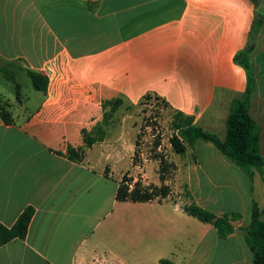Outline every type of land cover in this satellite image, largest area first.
Returning <instances> with one entry per match:
<instances>
[{"label": "crops", "instance_id": "obj_1", "mask_svg": "<svg viewBox=\"0 0 264 264\" xmlns=\"http://www.w3.org/2000/svg\"><path fill=\"white\" fill-rule=\"evenodd\" d=\"M242 52L246 67L235 61ZM0 61L49 78L47 93L22 91L21 103L0 82L13 116L7 124L0 114V223L35 210L26 239L0 247V264H254L239 231L255 206L264 222V168L236 166L210 143L184 155L191 204L240 216L221 239L181 205L117 201L118 182L82 132L106 102L150 95L225 140L233 102L248 96L264 157V95L254 93L264 0H0ZM68 148H85L82 161ZM210 170L226 175V207Z\"/></svg>", "mask_w": 264, "mask_h": 264}, {"label": "trees", "instance_id": "obj_2", "mask_svg": "<svg viewBox=\"0 0 264 264\" xmlns=\"http://www.w3.org/2000/svg\"><path fill=\"white\" fill-rule=\"evenodd\" d=\"M246 55V52L240 53L235 59L236 63L246 67L248 62ZM20 71L27 73L36 91L47 93L49 78L46 75L21 69L15 64H3L0 61V73L7 81L15 84L17 102H22V88L17 82V76ZM164 103L169 107L166 101ZM121 105H123L122 100H117L111 104V112L104 118L106 122ZM8 107L7 104L0 105V114L7 124H12L13 116ZM249 109L248 96L233 102L226 124L225 140H221L217 134L207 132L198 126L193 116L176 111L172 123L174 135L170 140L174 152L178 155H184L187 148L193 149L200 142L210 143L227 161L236 166L264 168V157L260 153V129L251 118ZM82 134L85 148H91L96 143L102 142L106 136L103 126H98L90 132L84 130ZM85 148L77 150L68 148L66 155L71 161H82L85 156ZM161 163L162 171L167 172L168 167L165 161ZM106 177L108 176L106 175ZM162 181L164 182L163 178ZM167 189L164 186L161 190H151V188H142L140 184H135L134 188L131 189L124 180L118 186L116 199L119 202H151L160 196L166 198L168 196ZM184 211L200 222L212 225L221 239H226L235 232L233 223L240 218L238 214L218 216L195 204L185 206ZM34 214L35 210L29 207L22 213L13 227L7 228L0 223V247L16 239L25 240ZM260 217V210L255 206L250 225L239 231L253 253L254 264H264V222L261 221ZM160 264H173V262L171 260H162Z\"/></svg>", "mask_w": 264, "mask_h": 264}, {"label": "rangeland", "instance_id": "obj_3", "mask_svg": "<svg viewBox=\"0 0 264 264\" xmlns=\"http://www.w3.org/2000/svg\"><path fill=\"white\" fill-rule=\"evenodd\" d=\"M0 82L6 92H15L14 83L3 77ZM17 82L22 86L24 95L28 96L33 91L28 75L19 74ZM255 87L254 93L258 91L264 95V77L260 78ZM158 98L147 95L138 100L112 99L106 102L103 119L93 128L103 126L106 136L102 142L96 143L92 154L97 163H102L105 167V175L118 184L125 180L131 189L135 184H140L142 188L151 190H161L165 186L168 188V196L166 198L160 196L153 201L172 202L184 208L191 204L186 185L189 175L184 166V155L188 152L199 155L208 152L201 149L205 145L203 142L198 143L197 149H195L197 145L193 149L187 148L184 155L174 152L170 140L174 135L172 123L176 111L170 105L167 107L165 100ZM117 100H122L123 105L106 122L104 118L110 114L111 104ZM211 146L214 152H218L213 145ZM162 161H165L168 167L167 172L162 171ZM208 172L214 179V192L224 198L219 206H228L230 203L226 199V193L229 191L227 192L225 186L221 188V185L226 183V175L221 174L219 170ZM201 188L204 189V186Z\"/></svg>", "mask_w": 264, "mask_h": 264}]
</instances>
